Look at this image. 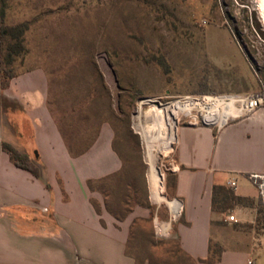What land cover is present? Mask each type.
I'll use <instances>...</instances> for the list:
<instances>
[{
  "label": "rangeland",
  "instance_id": "obj_1",
  "mask_svg": "<svg viewBox=\"0 0 264 264\" xmlns=\"http://www.w3.org/2000/svg\"><path fill=\"white\" fill-rule=\"evenodd\" d=\"M260 1L9 0L4 25L29 23L23 49L12 64L15 72L34 67L46 71L50 108L70 138L76 136L71 125L84 124L88 116L89 125L104 121L117 132L124 170L115 181L95 185L114 209L124 211L130 201L149 213L136 217L128 242L139 264H183L171 253L182 210L175 215L152 190L137 117L141 110L152 113V105L143 101L185 103L189 97L264 93ZM8 42L15 39L7 35ZM186 113L177 112L176 131L205 120L200 103ZM87 133L79 130L78 139ZM174 146L175 141L155 150L159 191L167 200L181 201L168 187L174 177L169 169ZM219 201H225L219 205L228 210L226 218L238 205L233 199ZM242 201H257L262 214L253 225L258 245L264 246L262 199L256 195Z\"/></svg>",
  "mask_w": 264,
  "mask_h": 264
},
{
  "label": "crops",
  "instance_id": "obj_2",
  "mask_svg": "<svg viewBox=\"0 0 264 264\" xmlns=\"http://www.w3.org/2000/svg\"><path fill=\"white\" fill-rule=\"evenodd\" d=\"M115 137L104 122L90 146L73 155L51 111L43 68L21 71L3 86L0 23V264H139L128 242L136 217L149 213L136 207L116 217L95 185L124 170ZM4 142L26 154L38 175L18 167ZM170 165L182 203L173 233L195 260L188 264H264L253 225L262 214L257 201L232 208L237 222L213 201L215 187H230L232 178L237 196H259L248 174L264 173V108L222 126L178 127ZM216 251L219 259L201 261Z\"/></svg>",
  "mask_w": 264,
  "mask_h": 264
},
{
  "label": "trees",
  "instance_id": "obj_3",
  "mask_svg": "<svg viewBox=\"0 0 264 264\" xmlns=\"http://www.w3.org/2000/svg\"><path fill=\"white\" fill-rule=\"evenodd\" d=\"M8 8H9V0H0L3 86H6L7 83L9 82V79H11L12 77H14L17 74L15 72L14 68L12 67V64L14 63L16 56L19 55V53L23 49L24 34L26 33V31L28 30V27H29L28 22H21V23H18L17 25L12 26V27H9L8 25H4V20L7 16ZM7 35H10L11 38L15 39V42L14 43L13 42L7 43ZM54 117H55V115H54ZM88 118H89V116L85 119V123L81 124L80 126L77 125V127H75V125H71L72 126L71 130H74L76 132V136H75V140H74V138H70V136L68 135V131H67V129H65L66 127H64L62 122H59L55 117V119L57 120V122L61 128L63 136L65 137L68 148L73 155H78V154L83 153L90 146V144L93 142V140L98 135L99 128H100L101 124L104 122L103 121V122L99 123L98 125H92V124L89 125L86 121V120H88ZM79 130H82L84 133L89 131L90 133H87L88 137H86L85 139L84 138L78 139L79 138V136H78ZM91 133H92V135H91ZM115 133H117V132L115 131ZM114 147L117 150V152L120 154V156L122 157L123 162H125V159H124L120 149L117 146V134L115 137ZM3 149L10 155V157L12 158V160L15 162V164L18 167L29 170L32 173H34L35 175H38L35 164L30 160V158L26 154H24L23 152H21L20 150H18L17 148H15L14 146H12L11 144H8L6 142L3 143ZM119 175H120V173L117 174V176L115 175V176L111 177L110 179L103 180V182L115 181V179L118 178ZM175 184H176V178L174 176L173 180H172V184L168 186L169 189H171V195L174 197H175V192H174ZM91 188H92V185H91ZM103 193L105 194V197L108 196L105 191H103ZM219 199H222V200L233 199V200H236L235 202H237V204H240V203L242 204L243 203L242 200L244 198L237 196L235 194L234 189L231 187L216 186L215 190H214V200H213L216 208H222L219 205V203L225 202V201H219ZM119 204H124V203H119ZM124 205H127V208L124 211H118V210L114 209L107 201H105V206H106L107 210L109 212H111L112 214H114L118 218H125V216H127L128 213L133 208L132 206H130L131 205L130 201H126ZM95 208L97 209V211L100 212V207L98 204H96V202H95ZM175 249L176 250L174 252H171V253H173L174 256L179 257V259L183 262V264H186L188 262H190V263L195 262V260H193L189 255H187L186 252L183 251V249L180 247L179 242L177 243V246ZM216 252H217V254H216L217 256H213L207 260H201V261L202 262H211L214 259H219V253H218V251H216ZM129 253L132 254L130 251H129ZM150 258L151 257H146L145 260H148L150 262Z\"/></svg>",
  "mask_w": 264,
  "mask_h": 264
},
{
  "label": "bare ground",
  "instance_id": "obj_4",
  "mask_svg": "<svg viewBox=\"0 0 264 264\" xmlns=\"http://www.w3.org/2000/svg\"><path fill=\"white\" fill-rule=\"evenodd\" d=\"M258 5L264 18V0H261ZM199 100L206 110L209 109L211 112L206 115V121L220 123L226 121V110L221 116L218 114V107L223 102L222 98L213 96H204L202 98L189 97V102L185 103L180 100L162 103L156 99H146L143 102L152 105V113L141 110L137 115L138 125L142 131L147 146V154L150 162L149 171L154 197H156L158 202L166 201L175 215H178L181 211L182 203L178 199L167 200V198L160 193L155 150L166 149L173 143V141H175L177 112H189L193 105H196Z\"/></svg>",
  "mask_w": 264,
  "mask_h": 264
},
{
  "label": "built area",
  "instance_id": "obj_5",
  "mask_svg": "<svg viewBox=\"0 0 264 264\" xmlns=\"http://www.w3.org/2000/svg\"><path fill=\"white\" fill-rule=\"evenodd\" d=\"M215 97L222 98L223 102L218 107V112L222 111V113H223L226 110L227 111V119L224 123L206 121V115H208L211 112L209 109L206 110V108L203 106V104L199 100V102H197V104L200 103L202 106V109L206 113L204 116L205 120L203 119L204 123L222 126L223 124H225L227 121H229L231 119H235V118L241 117L243 115H249V114H252L253 112H255L259 108H264V93L233 94V95L230 94V95H221V96H215ZM198 98H202V97H198ZM207 102H208V100H207ZM189 112H187V113L185 112V113L188 114ZM193 123H197V122H193ZM169 169L174 170V166L169 165ZM248 178L253 183V185L257 188L259 196L262 199V203L264 204V173L252 172V173L248 174ZM228 185L232 188H236V186H237L236 179L232 178L228 182ZM181 210H182V208H181ZM226 220L229 222H237L238 221V219L236 218V216L233 213L229 214L227 216ZM250 263L252 264V262H250Z\"/></svg>",
  "mask_w": 264,
  "mask_h": 264
}]
</instances>
